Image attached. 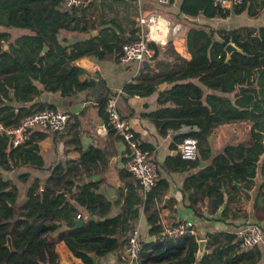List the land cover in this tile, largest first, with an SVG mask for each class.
<instances>
[{
    "label": "trees",
    "instance_id": "16d2710c",
    "mask_svg": "<svg viewBox=\"0 0 264 264\" xmlns=\"http://www.w3.org/2000/svg\"><path fill=\"white\" fill-rule=\"evenodd\" d=\"M64 1L0 0V27L3 28L0 30V125L3 127L16 125L33 111L58 108L53 104H26L40 94V87L59 92L63 97L91 88L93 80L86 77L87 71L78 60L83 56L100 59L107 54L119 59L123 45L135 37L136 29L127 36L114 18L94 24L82 19L85 9L79 16L75 11H62ZM173 1L169 0V4ZM248 1L252 9V1L244 0L233 11L239 13ZM179 13L186 18H225L231 10L214 7L212 0H182ZM98 27L96 35L89 34L73 43L62 36L63 32H89ZM6 28L24 29L27 33L10 42ZM229 42L235 43L242 52L234 51L226 60L225 46ZM7 43L8 49H5ZM151 45L157 56L160 48L154 43ZM185 48L190 59L175 54L177 62L157 79H152L143 68L125 88L141 95L156 93V101L162 107L148 115L159 119L162 134H176L174 139L179 144L187 136L195 138L197 157L181 158L174 144L171 145L174 153L157 162L154 146L139 141V147L156 162L155 186L143 193L138 181L127 169H122L119 178L127 192L124 195L118 189L122 204L113 216L109 214L115 202L102 193L103 179H90L97 170L104 169L107 158L116 150L106 146L104 150L94 146L85 150L83 111L66 112L68 118L62 132L37 130L18 145H13L11 136L0 130V264H57V240L63 241L83 264H117L122 259L117 252L123 253L140 214L145 217L148 234L155 240H141V251L134 264H195L198 243L193 233L177 238L160 235V212L168 208L171 214L175 213L176 200L161 205L170 182L159 169L168 174L180 173L209 160L188 176L180 189L183 197L187 195V207L198 217H205L204 211L213 214L218 210L224 202L223 187L231 191L228 201H239L240 190L234 182L244 181L242 187L246 188L264 152L263 137L259 134L264 131V26L251 41H242L236 30L227 32L194 24L185 34ZM164 82L168 87L159 89ZM238 85L252 88L238 90ZM107 98L105 95L98 101L97 112L106 127L108 144L112 146L114 129L106 113ZM236 120L251 123L249 141L228 144L213 156L210 138L215 128ZM49 131L67 154L74 151L78 156L58 160L41 177L34 173L45 169L41 141L49 137ZM128 154L126 148L125 164ZM18 170L21 172L17 181L24 184L22 202H19L20 187L7 176L8 172ZM78 214L83 225L72 229ZM89 215L95 218L87 219ZM223 235L226 242L215 246L211 254H205L200 264H211V259L219 262L222 258L224 264H254L261 257L256 247L239 248L240 238L235 234ZM8 236L12 250L7 246ZM110 254H115V263H103V258Z\"/></svg>",
    "mask_w": 264,
    "mask_h": 264
},
{
    "label": "crops",
    "instance_id": "0c3cea01",
    "mask_svg": "<svg viewBox=\"0 0 264 264\" xmlns=\"http://www.w3.org/2000/svg\"><path fill=\"white\" fill-rule=\"evenodd\" d=\"M181 1L174 0L172 4H169V2L160 3L157 0H142V11L144 14L151 11L158 12L169 20L172 25L176 26L175 33L169 34L168 43L165 47L156 44L160 49L158 55H154L152 59L154 63L150 66L141 67L136 73L135 64L121 62L113 54H107L100 59L95 56H83L78 60V64L87 71L86 77L93 80L91 88L63 97L59 92H50L40 87V94L34 96V98L37 97L38 99L34 105L40 103L53 104L65 112L76 114L83 111L81 116L83 127L82 142L85 150H89L90 146L98 147L101 150H104L106 146L110 150H116L115 154L107 158L104 169L102 171L97 170L90 179H103L101 183L102 193L115 202L111 208L110 216L117 214L122 204V200L118 198V189L121 188L124 195L127 192V188L119 178L120 171L126 169L123 157L127 146L115 134L112 135L114 146L108 144L109 138L106 127L97 112L98 101L104 98L105 95H108V97L110 95L114 96L118 112L127 120L128 125L134 130L135 135L138 136V139L136 138L137 143L139 144L140 141L153 145L155 159L157 162H162L167 155L174 153L171 145L175 144L179 147V143L174 139L176 134L169 132L162 134L161 125L157 123L159 119L156 116L148 115L162 107L156 101V93L141 95L138 92L126 89L125 85L133 83L143 68L146 69L145 72L152 75V79L162 77L163 71L171 68L177 62L175 54L187 60L190 59L191 55L185 48V34L194 24L201 23L227 32L236 30L240 34L242 41H251L259 28L264 26V0H251L254 6L252 9L248 1L244 9L239 13L233 11L234 6L233 9L228 7L231 13L225 18H208L205 16L186 18L179 13ZM82 10H74L76 16L81 15ZM137 15L138 6L136 0H94L85 8L84 15L81 17L94 24H98L101 20L114 18L120 23L124 34L129 36L133 29H137ZM99 29L98 27L96 29H89V32L81 33L63 32L62 36L65 35L68 43H73L88 37L93 30L96 31L94 34L96 35ZM0 30H3V28L0 27ZM5 30L9 33L8 38L10 42L27 33L26 30L18 28H6ZM4 48L8 49V43ZM166 87H168V84L164 82L159 86V89H165ZM250 127L251 123L246 120H236L218 125L210 138L212 155L214 156L221 152L228 144L235 142L247 143L251 136ZM37 130L41 129L33 128L28 134ZM28 134L27 136H29ZM41 148V153L45 159V169L34 173V175L41 177H45L48 174L47 167L54 165L58 160L78 156L74 151L67 154L65 147L60 144L58 139L52 137V132L50 131L49 137L41 141ZM208 162L209 160L201 161L199 167L207 165ZM201 163L204 164L201 165ZM199 167L180 173L171 172L169 174L166 170L159 169L161 175L166 177L170 182L169 190L161 205L164 206L167 201L172 199L176 200L174 204L175 213L171 214L168 208L161 210V229L164 224H171L180 220L191 221L193 224V234L197 243L199 240H205L204 255L207 253L211 254L215 246L226 242L223 234L231 233L235 234L237 239L240 238L241 231L250 223L257 222L261 226L264 236V152L260 154L257 160L255 175L250 182H246L247 187H242V184L245 183L244 181L234 182L238 190H240L239 201H228L231 191L229 189L227 191L223 187L222 190L225 191L223 204L213 214L204 211L205 217L196 216L187 207V195L183 197L180 190L184 180L188 176L195 174L199 170ZM20 172V170L10 171L7 176L13 179ZM137 226L140 231L141 240H155L153 236L148 234V225L143 214L139 215ZM255 247L261 251L262 255L255 260L254 264H264V238ZM55 251L58 254L57 264H83L79 258L72 255L67 245L61 240L55 242ZM117 253L122 258L117 264H124V254L120 250ZM64 258H67V263L63 261ZM223 259L219 260V262L211 259V264H224ZM102 262L115 263V254L106 256ZM200 262L197 264H200Z\"/></svg>",
    "mask_w": 264,
    "mask_h": 264
},
{
    "label": "built area",
    "instance_id": "2783aa9c",
    "mask_svg": "<svg viewBox=\"0 0 264 264\" xmlns=\"http://www.w3.org/2000/svg\"><path fill=\"white\" fill-rule=\"evenodd\" d=\"M94 0H65L61 6L64 12L87 8ZM167 3L169 0H157ZM244 0H212L214 7L228 8L239 6ZM138 6L137 29L135 37L131 42L125 43L119 57L121 62L136 65V73L142 67L144 59L152 60L155 48L151 43L165 47L168 43L169 34H174L176 26L164 18L158 12L144 14L142 11V0H136ZM106 113L108 121L114 129V134L121 138L129 151L126 163L127 171L138 181L143 193H146L156 183V162L150 158L148 152L143 151L135 138L134 130L128 125L127 120L118 112L116 99L109 96L106 100ZM68 114L59 108H44L33 111L24 116L19 122L11 127H3L12 138L13 145L24 141L28 132L33 128L49 129L50 131L62 132L67 122ZM181 158L194 160L198 154L197 140L191 136L185 137L179 144ZM77 218L80 217L78 214ZM193 224L188 220H180L171 224H164L162 232L171 238L181 237L187 233H193ZM263 231L258 223L248 224L240 233L239 248L249 249L257 246L263 241ZM141 251V236L138 226L130 232L127 244L124 248V264H134Z\"/></svg>",
    "mask_w": 264,
    "mask_h": 264
},
{
    "label": "water",
    "instance_id": "95a60500",
    "mask_svg": "<svg viewBox=\"0 0 264 264\" xmlns=\"http://www.w3.org/2000/svg\"><path fill=\"white\" fill-rule=\"evenodd\" d=\"M230 9H233V6H230ZM96 33V31H91V34L94 35ZM225 51H226V60H228L232 54V52L234 51H240L242 52V50L236 46L235 43L233 42H229L226 46H225ZM154 61L152 60H148V59H144L141 62L142 67H148L151 64H153ZM252 88V86H245V85H238L237 89L238 90H243V89H249ZM41 90V88L39 89ZM37 97H35L33 100L28 101L26 104L28 105H33L35 102H37ZM259 134L263 137L264 140V131L263 132H259ZM204 163H201V165H203ZM43 186V185H42ZM94 216H87V219H94ZM101 220H103V218H100ZM83 225V221L79 218H77L75 220V224L73 225L72 229H76L78 227H81ZM164 233L161 232L160 235H163ZM7 246L9 247L10 250H12V244H11V238L10 236L7 237ZM205 253V240H199L198 241V250H197V254H196V264L200 262L201 257L204 255ZM91 256H94V254H91Z\"/></svg>",
    "mask_w": 264,
    "mask_h": 264
},
{
    "label": "rangeland",
    "instance_id": "374dc122",
    "mask_svg": "<svg viewBox=\"0 0 264 264\" xmlns=\"http://www.w3.org/2000/svg\"><path fill=\"white\" fill-rule=\"evenodd\" d=\"M5 174H7V173H5ZM13 180H15L17 182L18 186L21 188L20 194H19V202H22L24 200V189H23L24 186L17 181V177L13 178ZM63 261H66V263L68 262L67 258L63 259Z\"/></svg>",
    "mask_w": 264,
    "mask_h": 264
}]
</instances>
